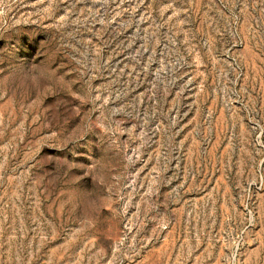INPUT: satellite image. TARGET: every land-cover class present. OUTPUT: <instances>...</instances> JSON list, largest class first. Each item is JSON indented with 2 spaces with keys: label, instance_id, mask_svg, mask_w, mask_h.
<instances>
[{
  "label": "rangeland",
  "instance_id": "obj_1",
  "mask_svg": "<svg viewBox=\"0 0 264 264\" xmlns=\"http://www.w3.org/2000/svg\"><path fill=\"white\" fill-rule=\"evenodd\" d=\"M0 264H264V0H0Z\"/></svg>",
  "mask_w": 264,
  "mask_h": 264
}]
</instances>
